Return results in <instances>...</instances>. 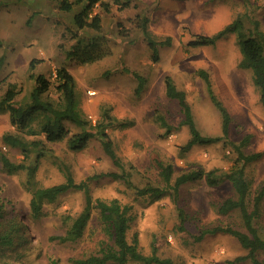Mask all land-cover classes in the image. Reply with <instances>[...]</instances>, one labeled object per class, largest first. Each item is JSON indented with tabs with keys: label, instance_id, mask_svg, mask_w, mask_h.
Masks as SVG:
<instances>
[{
	"label": "rangeland",
	"instance_id": "1",
	"mask_svg": "<svg viewBox=\"0 0 264 264\" xmlns=\"http://www.w3.org/2000/svg\"><path fill=\"white\" fill-rule=\"evenodd\" d=\"M105 2L108 10L96 4L91 12L101 16V29L95 31L79 30L74 25L73 14L79 8L76 5L65 11L54 0H0V56L5 57L0 69V96L8 82H15L19 88L16 99L27 97L34 84L29 77L28 64L36 58L40 61L35 72L50 79L47 95L54 100L58 96L54 88L55 70L64 66L74 78L75 94L83 114L91 124L100 123L105 127L123 165L120 167L112 162L98 135L80 151L68 149L66 139L47 142L42 136H24L27 140L42 138L45 153L39 160L34 152L24 159L25 164L36 167L32 175L26 169L9 174L0 167L2 214L6 222L22 223L25 236V241L14 249L0 252V264H50L51 258L57 259L59 264H72L71 258L94 253L99 243L107 239L96 210L77 241L63 244L50 239L52 235L62 234L72 217L83 208L84 193L80 189L67 190L53 202L43 205V215L32 216L29 204L33 189L63 182L65 171H69L76 182L85 180L93 198H116L131 207L127 238L132 241L136 237L143 254L150 253V243L156 235L159 254L170 257L174 264H226L227 260L246 253L233 236L219 233L196 243H185L174 225L177 207H182L190 216L187 227L193 232L218 223L240 227L237 212L220 215L215 210L216 204L234 195L229 181L217 185L207 184L205 178L187 182L179 187L176 200L169 189L154 200L137 195L135 187L165 185L150 166L151 151L173 165L174 178L196 168L224 174L236 157L233 144H238L245 135L250 138L243 147L244 152L264 150V108L252 82L251 69L238 65L241 55L235 34L225 35L214 46L193 48L186 45L192 34H212L237 15L244 23L246 34L255 33L254 20H258L259 29L264 30V0H248L247 3L244 0H128L124 7L113 0ZM137 14L148 17L149 30L157 39L171 37L170 45L160 47L157 62L150 59L140 29L130 22ZM118 22L130 29L128 35L119 34ZM97 35L102 37L107 55L85 64L67 57L66 53L78 40L86 42ZM200 68L209 73L216 95L231 115L229 138L195 145L183 152L181 147L189 132L185 125H179L182 114L177 102L165 95L166 75L173 79L177 88L185 91L201 133L222 134L220 113L211 102L204 81L196 73ZM126 70L138 71L146 77L140 95L135 94L136 81ZM87 90L95 94L89 95ZM104 112L112 119L104 117ZM157 115L163 116L176 129L163 136L164 129L155 119ZM121 122L126 125L122 126ZM68 127L71 132L80 129ZM96 128L92 130L96 132ZM6 131L14 132L15 129L9 124L8 113L0 112V136ZM0 146L12 161H22L23 156L17 149L1 143ZM106 172H125L133 186L100 175ZM245 174L254 194L264 184V156L248 163ZM88 177L92 179L87 180ZM257 226L264 235V199ZM260 259L264 261V254H260ZM125 264L139 263L129 261Z\"/></svg>",
	"mask_w": 264,
	"mask_h": 264
},
{
	"label": "trees",
	"instance_id": "2",
	"mask_svg": "<svg viewBox=\"0 0 264 264\" xmlns=\"http://www.w3.org/2000/svg\"><path fill=\"white\" fill-rule=\"evenodd\" d=\"M58 1L59 8L65 11L72 10L73 6H79L73 14V23L77 29H93L100 31L101 16L99 13H91L97 4L101 8L108 10L109 5L105 0H54ZM128 0H113V3L122 7L128 5ZM246 3L248 0H244ZM133 27L140 29L143 40L149 51L150 59L153 62L159 60V49L162 46L171 44V37L157 39L149 30V19L145 15L137 14L130 20ZM255 33L246 34L244 23L240 16H236L221 29L212 34L194 33L186 41L188 47L214 46L222 37L229 33H234L240 51L239 67L249 68L252 72V82L259 93V101L264 108V30L259 29L258 20L253 21ZM118 32L121 35H128L130 29L121 22L117 23ZM77 37V35L75 36ZM1 44V40H0ZM108 50L103 46L101 36H93L86 42L78 40L77 43L66 53L69 59L80 64L94 62L107 55ZM5 57L0 56V69L4 64ZM39 59L32 58L28 64L29 77L34 84L27 97L17 100L16 95L19 88L15 82H8L7 88L0 96V112L8 113L9 124L15 129L14 132L6 131L0 136V143L4 147L17 149L23 156L22 161H12L0 146V167L3 171L11 174L23 169L33 174L36 167L25 164L24 159L28 158L32 152L35 153L36 160H39L45 153L42 138L27 140L24 136H42L47 142H56L66 139L67 148L73 151H80L85 148L89 140L98 135L104 152L112 162L123 167L121 160L114 152L111 141L105 132V127L100 123L91 124L85 117L75 94V81L72 74L64 66H59L55 70L54 88L58 96L53 100L48 98L47 93L51 88V81L41 73L35 72ZM135 79L136 95L144 90L147 79L138 71L126 70ZM204 81L206 91L211 102L218 109L221 116L222 134L210 136L202 134L196 126L191 111V106L186 98L184 90L177 88L173 79L166 75L164 78L165 95L175 100L180 108L182 118L179 125L188 128L189 137L181 150L186 152L195 145H207L220 140H228L231 115L226 106L216 95L209 73L200 68L196 72ZM47 95V96H46ZM104 117L112 119L104 112ZM156 121L164 129L163 136L170 134L176 126L169 124L161 115L155 116ZM109 123V122H108ZM68 125L80 128L79 131L71 132ZM126 125V122H121ZM96 128V132L93 131ZM250 135H245L238 144H233L236 152L232 166L224 174L218 175L216 170L201 168L182 172L173 178V165L164 161L156 151H151L149 156L150 166L157 172L159 178L164 182V187L158 185H146L135 187L136 194L148 196L151 199H158L169 189L171 197L176 200L178 189L187 182H193L205 178L207 184L217 185L227 180L230 182L234 195L224 198L216 204L215 210L220 215H229L237 212L240 219V227L230 223L214 224L200 227L196 232L187 227L190 216L182 207H177V220L174 230L185 243H196L206 236L219 233L233 236L242 248L246 250L243 255H238L227 260L226 264H238L248 261L250 264H264L260 259V254H264V235L260 232L257 221L261 217V202L264 199V184H262L254 194L251 192L250 184L245 174V166L264 156V150L246 153L243 147L248 143ZM113 179L122 180L127 186H133L125 172H106L100 174ZM93 177V176H92ZM88 177V179H92ZM70 189H80L84 193V206L78 212L62 234L50 236L51 240L58 243H71L77 241L84 233L94 210L97 211L98 219L102 225L107 239H103L94 253L84 257L71 258L72 264H125L134 261L139 264H174L170 257L159 254L160 244L158 237L153 236L150 243V253L143 254L138 247L137 238L132 241L127 238L129 223L132 219L130 206L121 203L118 199L109 200L93 198L90 194L88 184L85 180L76 182L69 171H65V180L61 183L52 184L45 187L33 189L30 198V211L33 217L43 215V205L53 202L60 194ZM0 204V252L14 249L25 241L22 223L16 221H5ZM50 264H59L55 258L50 259Z\"/></svg>",
	"mask_w": 264,
	"mask_h": 264
},
{
	"label": "built area",
	"instance_id": "3",
	"mask_svg": "<svg viewBox=\"0 0 264 264\" xmlns=\"http://www.w3.org/2000/svg\"><path fill=\"white\" fill-rule=\"evenodd\" d=\"M87 92H88L89 95H94L95 94V91H93V90H87Z\"/></svg>",
	"mask_w": 264,
	"mask_h": 264
}]
</instances>
